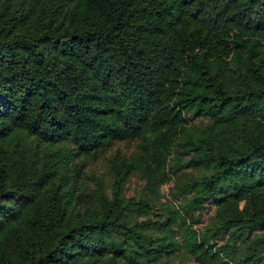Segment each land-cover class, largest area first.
Returning <instances> with one entry per match:
<instances>
[{"label":"trees","instance_id":"trees-1","mask_svg":"<svg viewBox=\"0 0 264 264\" xmlns=\"http://www.w3.org/2000/svg\"><path fill=\"white\" fill-rule=\"evenodd\" d=\"M126 141L110 200L102 176L79 184L69 154ZM173 169L200 173L181 211L131 225L154 208L124 201L129 177L154 197ZM208 201L198 231L187 210ZM181 255L264 264V0H0V264Z\"/></svg>","mask_w":264,"mask_h":264},{"label":"rangeland","instance_id":"rangeland-1","mask_svg":"<svg viewBox=\"0 0 264 264\" xmlns=\"http://www.w3.org/2000/svg\"><path fill=\"white\" fill-rule=\"evenodd\" d=\"M192 125H197L194 122ZM34 146V145H33ZM138 151L137 141H126V142H116L112 144L108 149L102 151L94 159H83L77 157L74 154H69L73 157L71 162L79 169V184L86 188H93V183L88 180L89 176H102L104 178V191L106 197L111 199V186L112 181L109 178L108 170V160L114 154H119L125 158H130L135 155ZM178 159L180 161H186L187 155L182 148H177L173 153V159ZM200 176L199 172L193 170H175L169 171V181L167 184L162 186L159 193L154 197H149L143 192L144 182L140 174H132L129 177V181L125 186L123 199L124 201L135 198L137 201L148 203L154 208L152 214L147 215L145 213L133 212L130 220V224L151 220V221H161L166 222V217L164 216L163 206L175 207L181 211L182 202L184 197H186L185 185L192 182ZM77 187H80L79 185ZM163 205V206H162ZM192 215V222L195 223V229L201 231L205 226H207L214 217L215 208L211 201L204 204L203 210L191 211L187 210ZM225 236L223 240L217 241L218 244L226 241ZM127 252H134L133 248H126ZM172 264H196L191 258L181 255Z\"/></svg>","mask_w":264,"mask_h":264}]
</instances>
